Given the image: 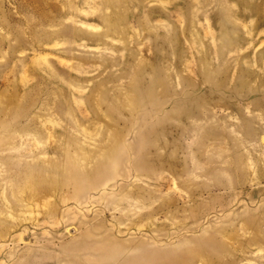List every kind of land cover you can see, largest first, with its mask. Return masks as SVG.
<instances>
[{
  "label": "rangeland",
  "instance_id": "obj_1",
  "mask_svg": "<svg viewBox=\"0 0 264 264\" xmlns=\"http://www.w3.org/2000/svg\"><path fill=\"white\" fill-rule=\"evenodd\" d=\"M129 258L264 264V0H0V264Z\"/></svg>",
  "mask_w": 264,
  "mask_h": 264
},
{
  "label": "bare ground",
  "instance_id": "obj_2",
  "mask_svg": "<svg viewBox=\"0 0 264 264\" xmlns=\"http://www.w3.org/2000/svg\"><path fill=\"white\" fill-rule=\"evenodd\" d=\"M106 245H109L108 248H111L112 245H113V241L112 240L109 241V243L106 244ZM101 247H104L105 248V243L104 242H101ZM121 264H133V258H129V259H127L126 262H123Z\"/></svg>",
  "mask_w": 264,
  "mask_h": 264
}]
</instances>
